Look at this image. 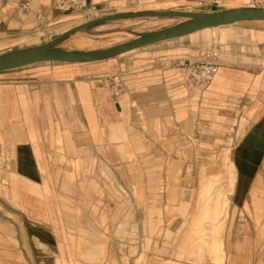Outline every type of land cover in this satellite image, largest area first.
Masks as SVG:
<instances>
[{"label":"crops","instance_id":"1","mask_svg":"<svg viewBox=\"0 0 264 264\" xmlns=\"http://www.w3.org/2000/svg\"><path fill=\"white\" fill-rule=\"evenodd\" d=\"M218 1V6L206 0L87 3L100 11L96 18L141 11L264 8V0ZM87 21L58 10L55 0H0V54L46 43ZM213 48L220 55L213 80L194 88L185 86L177 64L197 60ZM112 74L120 77L117 103L107 81ZM218 149L226 152L223 162L229 176L224 178L231 185L216 195V190H198L196 212L220 214L224 221L232 213L229 196L242 212L261 211L264 204L257 195L264 191V23L201 30L99 61L44 62L1 71L0 264H74L67 244L57 240L61 235L63 240L69 238L62 230L64 209L74 203L70 199L73 167L82 181L81 190L96 189L89 179L93 166L95 177L106 185L111 211L145 212L146 227L153 229L160 227V213L153 206L158 196L153 179L166 178L170 162L175 171L184 173L186 166L197 167ZM201 173L198 166L199 179ZM66 177L69 181L60 183L62 194L57 180ZM178 192L185 199L178 216L185 219L186 198L192 190ZM175 193L170 192V200ZM214 197L216 204L211 203ZM77 213L76 220L85 221L89 228L77 222L82 236L88 230L97 236L87 216ZM215 226L213 222L211 228ZM240 262L234 259L230 264Z\"/></svg>","mask_w":264,"mask_h":264},{"label":"rangeland","instance_id":"2","mask_svg":"<svg viewBox=\"0 0 264 264\" xmlns=\"http://www.w3.org/2000/svg\"><path fill=\"white\" fill-rule=\"evenodd\" d=\"M261 2L264 4V1ZM179 20L182 21L179 18L169 20L133 18L110 21L105 23L107 26L102 24L75 33L58 43L55 48L96 51L160 30ZM225 153L224 149H218L210 157L207 156L201 163H197V167L193 168L189 165L187 169L186 166L184 173L182 169L175 171L176 166L173 167L171 162L166 165V178L153 179L154 186L158 190V196L153 199L156 202L153 206L157 207L160 213V227L153 229L148 225L146 227L145 212L128 214L111 211L109 203H112V200L104 192L106 185L95 177L93 166L90 174L93 178L89 179L96 183V189L81 190L79 186L82 181L76 176L77 172L73 167L72 175L75 178L70 199L74 203L69 205L71 208L64 209L65 228L64 231L62 230L65 232V239L69 237V240H63L62 235L58 236L57 240L67 244L68 253L74 264H135V260L136 264H140L138 261L140 256L143 257L141 264H230L234 259L241 261L240 264H264V206L257 213L248 210L242 212V209L234 203V197L229 196V207L233 204L232 213H229L224 221L223 217L220 218V214L214 216L215 214L196 212L199 204V199L196 202L198 190H216V195L225 191L219 189L225 188L226 184L229 190L230 180L224 178L225 175L229 176L227 164L223 162ZM198 166L200 170L202 168L200 179L197 174ZM68 179L69 177L57 180V187L62 194L64 191L61 190L60 183L69 181ZM173 188L176 190H171ZM183 188L192 190L190 197L186 198L189 211L185 219L178 216V208L185 201L178 191ZM171 191L176 192L173 200L169 199ZM257 196L264 204V191H259ZM201 199L203 202V197ZM212 202L216 204L215 197ZM217 203L220 205L219 200ZM77 211L87 216L89 225L94 227L97 236H92V230H88L89 232L82 236L77 228L79 225L77 222H81V219L76 220ZM255 216H257L256 222ZM213 222H216L217 227L211 228ZM81 223L82 227H88L85 221ZM117 223L119 226L120 224L126 226L119 229ZM227 225H229L228 229ZM232 231L230 240L228 236ZM217 238H220V244L214 242ZM165 239L174 241L166 244ZM70 243H73V248L69 249ZM214 244L217 248H213ZM144 253H147L146 259Z\"/></svg>","mask_w":264,"mask_h":264},{"label":"water","instance_id":"3","mask_svg":"<svg viewBox=\"0 0 264 264\" xmlns=\"http://www.w3.org/2000/svg\"><path fill=\"white\" fill-rule=\"evenodd\" d=\"M179 18L182 21L160 30L143 34L125 42L96 50L68 51L55 46L69 36L110 21L133 18ZM242 22H264L263 7L225 9L214 7L206 13L184 11H141L111 14L77 25L54 39L39 45L18 48L0 54V72L23 68L37 63H84L116 57L132 50L176 39L204 29Z\"/></svg>","mask_w":264,"mask_h":264},{"label":"built area","instance_id":"4","mask_svg":"<svg viewBox=\"0 0 264 264\" xmlns=\"http://www.w3.org/2000/svg\"><path fill=\"white\" fill-rule=\"evenodd\" d=\"M210 5H219L218 0H206ZM55 6L65 14L81 15L88 20H94L100 11L88 5L87 0H55ZM220 66V55L217 49H211L204 55L193 61L178 63L179 77L182 83L190 88L209 84ZM109 90L114 103H117L120 95V77L117 74L107 76Z\"/></svg>","mask_w":264,"mask_h":264},{"label":"bare ground","instance_id":"5","mask_svg":"<svg viewBox=\"0 0 264 264\" xmlns=\"http://www.w3.org/2000/svg\"><path fill=\"white\" fill-rule=\"evenodd\" d=\"M153 17H150V19H152ZM125 20H129V19H125ZM183 20V19H182ZM258 23H264V22H258ZM217 28H219V27H217ZM217 28H210V29H217ZM204 30H207V29H204ZM27 67V66H26ZM217 244H220L219 242H217ZM211 246H213V245H211ZM217 245L216 244H214V246H213V248L214 247H216ZM217 248V247H216ZM218 251V250H217ZM142 259H143V257L142 256H140L139 257V259H138V261L140 262V264H141V261H142Z\"/></svg>","mask_w":264,"mask_h":264}]
</instances>
